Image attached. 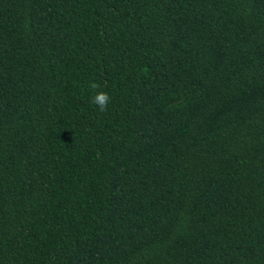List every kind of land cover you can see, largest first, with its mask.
<instances>
[{"label": "trees", "instance_id": "trees-1", "mask_svg": "<svg viewBox=\"0 0 264 264\" xmlns=\"http://www.w3.org/2000/svg\"><path fill=\"white\" fill-rule=\"evenodd\" d=\"M0 264H264V0H0Z\"/></svg>", "mask_w": 264, "mask_h": 264}, {"label": "clouds", "instance_id": "clouds-1", "mask_svg": "<svg viewBox=\"0 0 264 264\" xmlns=\"http://www.w3.org/2000/svg\"><path fill=\"white\" fill-rule=\"evenodd\" d=\"M89 87L93 90L98 89L100 87L95 81L90 82ZM111 100L110 95L107 92L98 91L92 97V103L97 105L99 110L104 112L108 110V105Z\"/></svg>", "mask_w": 264, "mask_h": 264}]
</instances>
